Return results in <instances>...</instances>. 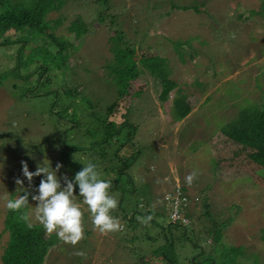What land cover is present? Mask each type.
<instances>
[{
	"label": "rangeland",
	"instance_id": "374dc122",
	"mask_svg": "<svg viewBox=\"0 0 264 264\" xmlns=\"http://www.w3.org/2000/svg\"><path fill=\"white\" fill-rule=\"evenodd\" d=\"M27 1L33 0H0V15ZM54 4L44 19L55 35L71 42L62 52L63 61L53 52L44 54L41 34L14 30L0 19V264L9 237L4 229L3 197L22 195L16 178L28 189L21 161H27L33 172L38 165L52 170L58 162L63 165L58 176L74 178L77 172L76 165L60 160L58 150L46 151L36 141L61 130L62 122L50 111L55 110V100L60 106L69 101L80 111L78 120L83 123L82 111L95 99L105 106L114 103L109 118L115 123L126 110L134 123L139 122L133 138L139 152L130 167L136 187L146 197L136 209L147 212L138 217L154 209L153 219L147 227L137 219L139 227L133 230L112 213L124 227L101 235L94 230L92 214L77 185L76 202L84 211L86 239L73 247L53 233L55 243L41 264H163L162 252L172 248L151 228H157L154 221L165 225L171 221L164 197L179 183L197 200L178 207L191 217L190 224L184 225V236L171 225L177 238L184 239L182 247H174L176 264H188L194 254L189 239L206 252L220 253L218 264L225 255L230 261L223 264H264V181L256 177L259 166L249 161L241 145L221 132L242 108L264 101V0H107L108 7L96 0H56ZM70 25L86 31L77 35ZM120 31L127 45L134 46L135 62L142 72L129 81L122 95L106 67L113 58L109 41ZM159 57L165 58L177 83L169 92L144 66L145 61ZM42 62L46 71L38 67ZM177 99L189 107L181 119L174 110ZM64 137L70 144L81 138L68 129ZM74 159H79L78 154ZM193 170H198V177L189 185L185 178ZM43 177H34V187L28 190L38 189ZM109 191L118 197L115 187ZM29 202V209H34L37 202L31 196ZM213 216L220 218L217 223L210 221ZM207 229L211 234L207 235ZM41 236H49L44 228ZM77 251L85 252L86 258L75 255Z\"/></svg>",
	"mask_w": 264,
	"mask_h": 264
},
{
	"label": "trees",
	"instance_id": "16d2710c",
	"mask_svg": "<svg viewBox=\"0 0 264 264\" xmlns=\"http://www.w3.org/2000/svg\"><path fill=\"white\" fill-rule=\"evenodd\" d=\"M96 1L108 7L106 4L107 0ZM55 2L56 0L27 1V4L12 6L0 15V19L14 30H25L27 32L29 30V32L35 36H37V33L41 34L44 43V45L41 46L45 47L43 49L44 54L53 52L55 56H58L59 61H63L65 58L62 57V52L71 42H69L68 39H64L62 36L55 35V33L47 27V21L44 19V15L49 8L54 7ZM183 7L186 8L189 6L185 5ZM98 17L100 20H104V18L100 17V12ZM69 28L74 30L77 35L86 31L85 28L77 25H70ZM123 39L121 31L115 32V35L110 39L108 47L113 54V58L110 63L106 64V67H110L108 74L111 75L114 80L119 95L127 91L130 80L142 73L135 62L134 46L127 45L128 39ZM180 43L181 42H178L175 46L178 52L181 47L179 46ZM190 53L191 57H194L196 54L195 52ZM44 64L45 63L42 62V64L38 66L42 68V71L47 70V66ZM144 66L154 79L159 80L160 85L166 92H169L177 86L176 81L170 76V66L165 58L159 57L157 61H145ZM73 88L74 91L79 92L77 86ZM66 94L68 93L66 92ZM180 101V99H177L174 103L177 119L185 117L189 112V107ZM58 102L59 100H55V110L50 111L52 116H54L53 118L58 123L62 122L59 124L61 130L55 133L51 138L44 137L36 141L42 149H48L49 151L58 150L60 153V160L67 161L68 165H76L77 172L83 168L84 165L82 163L86 164L91 161L97 165V170L100 172L102 179L114 178L112 188L115 187L116 190H119V195L117 197L119 205L113 213L123 220L126 226L136 230L139 227V224H137V217L142 214H147L146 211L143 212L136 209L138 204L145 201L146 194L140 190V187H136L134 179L135 171L133 167H130L131 161L136 158L139 152L138 148L133 145V138L135 137L139 122L134 123L129 115L127 116V113L130 114V111L126 110V112L120 115V122H116V124L114 120L109 118L113 112L114 103L105 106L106 104L95 99L90 104H87L82 111L86 120L80 123L78 120L80 111L77 108L69 101L65 102V106H60ZM70 106H73V109L67 111V108ZM65 129L77 131L81 136V138H79L80 140L75 143H68L64 137ZM221 132L232 141L241 145L249 161L259 166L255 169L256 177L258 180L261 179L264 181V101L261 104H254V106L242 108L236 117L222 127ZM36 145L37 144H32L33 147H36ZM33 149L35 148H31V150ZM77 154L79 159H74V156ZM137 182L140 184L139 179H137ZM182 189L185 191V186H182ZM14 193L15 192L10 196L12 197ZM20 193L22 195L24 194V192ZM140 195L142 197L139 199ZM186 196L189 199L188 202H190L194 195L186 192ZM133 198H135V201H133ZM133 207L134 209H132ZM129 209H132L130 214H128ZM148 213L153 214L151 211H148ZM167 214L169 216V210ZM20 215L21 213L13 212L9 209H7V213L5 214L4 229L8 231L9 237L1 256V264H41L48 250L55 243L56 237L53 236L55 234L49 235L48 237L41 236L43 227L40 224H34V227L29 229L27 224L20 219ZM181 215L187 217L189 213L182 212ZM210 218V221L212 220L213 223H217L220 219L218 217L215 218V216ZM169 220L171 219L169 218ZM230 220L231 218L225 221V224L229 223ZM154 224L157 225L156 230L154 227L151 229L156 233L155 236H158L159 233L162 234V238L165 240L164 244L167 248H172L171 252H162L161 256L165 260H163L162 263L176 264L174 256L176 251L174 247L176 245H181L182 247L183 243L181 241L184 239L177 238L173 233L174 231L171 225L180 228L182 231L181 237L184 236L183 232L186 233V226L178 220H171L166 225L165 222L161 223L158 220L154 221ZM145 227H147V225H145ZM205 232L207 235L211 234V231L208 229L205 230ZM148 237L153 239L154 235L148 234ZM188 241L194 251V254L188 258V264H218L217 258H219L218 256L220 253L213 251V249H211V252H206L205 248L202 250V246L198 242H195L193 239H189ZM161 247L162 246L159 245L157 249ZM238 249H240L239 246L236 250ZM172 251L174 254H172ZM145 253L146 252H144V254ZM155 253H157V251H155ZM142 255L143 254L140 253L137 258L140 260ZM224 258L223 262H220L221 264H223L226 259L230 261L226 255ZM134 262L135 261H133V263Z\"/></svg>",
	"mask_w": 264,
	"mask_h": 264
},
{
	"label": "clouds",
	"instance_id": "9594fccd",
	"mask_svg": "<svg viewBox=\"0 0 264 264\" xmlns=\"http://www.w3.org/2000/svg\"><path fill=\"white\" fill-rule=\"evenodd\" d=\"M82 164L83 168L75 173L74 178H69L66 174L57 175L59 169L63 167L59 162L55 168L51 167L52 170L48 166L38 165L33 172L29 171L27 161L22 160V173L28 181V189H33L34 177L41 174H44V177L40 180L38 189L34 188L32 191L24 188L22 179L16 178L15 182L24 190V194L15 199L4 196L5 206L10 211L21 213L20 219L29 229L34 227L35 223H39L48 235L54 233L59 240L75 247L81 240L86 239L84 211L81 204L76 202L75 188L78 185L79 196L83 197V203L88 206L92 214L94 230L101 235L121 231L124 225L118 217L112 215L119 205L118 198L111 195L109 191L114 178L102 179L97 165L91 161ZM197 177L198 170H193L185 179L191 185ZM29 196L37 202L34 209H29ZM140 207L143 208V204ZM151 211L153 214L137 217L140 223L150 224L154 209ZM74 254L85 258L87 256L83 251H77Z\"/></svg>",
	"mask_w": 264,
	"mask_h": 264
},
{
	"label": "built area",
	"instance_id": "2783aa9c",
	"mask_svg": "<svg viewBox=\"0 0 264 264\" xmlns=\"http://www.w3.org/2000/svg\"><path fill=\"white\" fill-rule=\"evenodd\" d=\"M171 192V191H170ZM166 193L165 194V200L167 201V208L169 210V218L172 221H180L183 225H186L189 223V218L185 217L184 215H181V213L178 210V207L180 205H183L185 207L188 206L190 202H194L197 200V197H193L194 200H190L186 196V191H183L182 186L180 184L175 185L174 191L172 193Z\"/></svg>",
	"mask_w": 264,
	"mask_h": 264
},
{
	"label": "crops",
	"instance_id": "0c3cea01",
	"mask_svg": "<svg viewBox=\"0 0 264 264\" xmlns=\"http://www.w3.org/2000/svg\"><path fill=\"white\" fill-rule=\"evenodd\" d=\"M171 191V190H170ZM190 222H191V218L189 219V223L188 224H190Z\"/></svg>",
	"mask_w": 264,
	"mask_h": 264
}]
</instances>
